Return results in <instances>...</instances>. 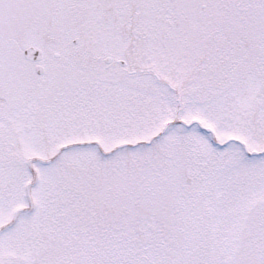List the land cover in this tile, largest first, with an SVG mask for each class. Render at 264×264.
Returning <instances> with one entry per match:
<instances>
[{"label": "snow or ice", "instance_id": "snow-or-ice-1", "mask_svg": "<svg viewBox=\"0 0 264 264\" xmlns=\"http://www.w3.org/2000/svg\"><path fill=\"white\" fill-rule=\"evenodd\" d=\"M0 264H264V0H0Z\"/></svg>", "mask_w": 264, "mask_h": 264}]
</instances>
